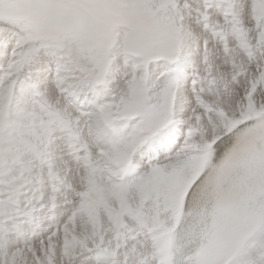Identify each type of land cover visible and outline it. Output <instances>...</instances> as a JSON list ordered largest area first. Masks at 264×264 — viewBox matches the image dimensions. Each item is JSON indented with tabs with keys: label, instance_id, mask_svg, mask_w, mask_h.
I'll return each instance as SVG.
<instances>
[{
	"label": "snow or ice",
	"instance_id": "obj_1",
	"mask_svg": "<svg viewBox=\"0 0 264 264\" xmlns=\"http://www.w3.org/2000/svg\"><path fill=\"white\" fill-rule=\"evenodd\" d=\"M0 264H264V0H0Z\"/></svg>",
	"mask_w": 264,
	"mask_h": 264
}]
</instances>
